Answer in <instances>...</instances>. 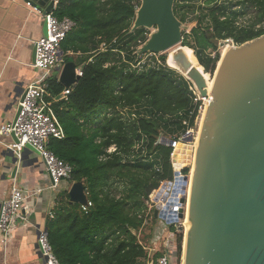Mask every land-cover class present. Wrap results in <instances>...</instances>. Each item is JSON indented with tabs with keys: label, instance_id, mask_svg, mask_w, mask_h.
Segmentation results:
<instances>
[{
	"label": "trees",
	"instance_id": "1",
	"mask_svg": "<svg viewBox=\"0 0 264 264\" xmlns=\"http://www.w3.org/2000/svg\"><path fill=\"white\" fill-rule=\"evenodd\" d=\"M140 3L58 0L53 11L75 23L61 50L82 76L52 105L65 137L50 139L48 149L72 167L71 183H82L91 203L83 211L67 190L59 194L46 230L60 264H136L146 257L137 233L156 220L146 203L174 173L172 149L157 141L195 129L199 118L202 101L188 74L168 67L165 55L150 63H143L149 54L137 57L148 40L146 29L131 31ZM173 14L182 25L194 23L191 41L182 32L181 46L205 77L220 59L219 42L239 46L264 34V0H175ZM47 83L52 97L64 90L56 77ZM175 229L172 264L181 254Z\"/></svg>",
	"mask_w": 264,
	"mask_h": 264
},
{
	"label": "water",
	"instance_id": "2",
	"mask_svg": "<svg viewBox=\"0 0 264 264\" xmlns=\"http://www.w3.org/2000/svg\"><path fill=\"white\" fill-rule=\"evenodd\" d=\"M22 1L43 14H52L58 2ZM174 1L140 0L131 31L156 28V32L138 57L162 54L181 43ZM45 29L44 24L43 35ZM221 46L227 49L216 65L209 94L204 73L191 70L185 53L172 58L182 70H191L183 76L202 100L209 95V101L201 117L190 177L180 176L174 167L172 181L163 182L154 194L153 202L165 207L159 211L156 205L153 218L168 226L177 224L183 233L182 264H264V34L239 46L228 40ZM58 72L65 90L80 78L73 62ZM162 144L168 146V141ZM25 150L36 154L29 146ZM68 196L70 203L87 204L82 183H73ZM185 215L184 229L178 222Z\"/></svg>",
	"mask_w": 264,
	"mask_h": 264
},
{
	"label": "built area",
	"instance_id": "3",
	"mask_svg": "<svg viewBox=\"0 0 264 264\" xmlns=\"http://www.w3.org/2000/svg\"><path fill=\"white\" fill-rule=\"evenodd\" d=\"M55 3L57 4V2ZM25 5L32 13L41 15L45 24V35L33 43L34 61L31 64L32 68L41 71L43 75L41 78L31 82L23 89L20 97L17 99L13 119L0 126V136H6L13 139L11 143L4 144V147L6 150L12 152L18 159L21 158V154L25 151L26 146L31 147L36 152V155L39 157L40 162L45 169L50 181V188L58 189L61 184H65L68 191L73 184L70 181L72 167L56 157L48 149V143L50 139L62 140L65 137L64 130L52 109V105L69 95L71 89H64L58 97H52L48 92L47 80L50 78V74L53 70H61L65 64L64 61H62V56L64 55L61 50V45L67 34L75 26V23L68 18L58 20L53 16V13L43 14L41 10L31 6L30 3H25ZM230 43L232 44L231 41ZM76 75L79 77L82 76L80 69L76 68ZM194 90L196 91L195 88ZM198 99L203 101L199 97V94ZM201 109L202 105L199 109V115ZM192 135L193 129L172 140H168L164 137L158 139L157 143H162L164 139L167 140L168 147L172 149L170 160L173 171L175 166L173 164L172 156L176 148L180 145L189 147L191 156L188 163L192 167L191 164L195 149L194 144L197 141V138L194 139ZM190 138L191 140L192 138L195 140L193 144L190 142ZM114 150L115 149L111 147L108 149V152L110 153ZM178 168L177 171L179 170L180 176L190 177L189 172L188 175H184L182 174L184 169L182 167ZM187 193L188 188L186 195ZM154 194L152 193L150 195L149 201L146 203L148 207L147 213L153 214L156 205L160 206L159 211H162L165 207L163 203L153 202ZM25 196L26 194L23 189L13 185L8 198L0 203V242L3 245H6L9 241L11 233L16 226L27 220L29 211L23 204ZM178 197H181V195ZM90 206L91 203L87 199V204L81 206V208L85 211ZM168 213H170L169 210ZM166 226L167 225L164 221L159 220L157 230H155L154 233H151V238L153 239L151 245L153 247L150 249L147 245H143L145 251L153 250V252H155V256L150 264H172L170 246L173 243L175 236L172 232L166 235ZM36 246L44 264H60L53 254L46 230H38ZM156 246L158 247L156 248Z\"/></svg>",
	"mask_w": 264,
	"mask_h": 264
},
{
	"label": "crops",
	"instance_id": "4",
	"mask_svg": "<svg viewBox=\"0 0 264 264\" xmlns=\"http://www.w3.org/2000/svg\"><path fill=\"white\" fill-rule=\"evenodd\" d=\"M43 25L41 15L32 13L24 1L0 0V126L13 119L23 89L43 75L31 66L33 43L43 36ZM58 76L57 70L50 74L57 79ZM12 140L0 136V203L8 198L13 185L18 186L26 194L23 204L29 215L26 222L12 231L6 245L0 242V264H44L36 246L37 233L47 229L58 196L67 187L61 184L58 189L50 188L49 178L35 153L25 150L18 159L5 149L4 144ZM147 225L137 236H142L144 245L151 249L153 239L151 236L145 239L149 234ZM154 256L153 250H146V257L136 264H150Z\"/></svg>",
	"mask_w": 264,
	"mask_h": 264
},
{
	"label": "rangeland",
	"instance_id": "5",
	"mask_svg": "<svg viewBox=\"0 0 264 264\" xmlns=\"http://www.w3.org/2000/svg\"><path fill=\"white\" fill-rule=\"evenodd\" d=\"M192 16L191 15H189L188 16V18H191ZM193 26H194V23L193 22H190V23H188V24H181V38H182V32H184L186 35H187V40L188 41H191V39H192V36H191V29L193 28ZM147 31H148V39H149V37H150V35H152L153 33H155L156 32V28H150V29H146ZM181 43H182V40H181ZM181 43L179 44V45H177V46H175L174 48H172V49H170V50H168L167 52H164V53H162V54H157V55H153V56H151L152 54H149L147 57H143L144 58V60H143V63L144 62H151L152 60V57L154 58V59H157L160 55H165V57L167 58L168 57V55L170 54V53H172V51L175 49H178V48H181L182 46H181ZM143 46V45H142ZM142 46H140L138 49H137V51H136V55H137V57H138V53H139V50L141 49V47ZM226 49V47H222L221 46V42H219L218 43V45H217V52L219 53V57H221V55H222V52H223V50H225ZM145 55H147V54H145ZM145 55H142V56H145ZM62 58H63V60L62 61H64V56H62ZM167 62V61H166ZM167 64V63H166ZM167 66H168V64H167ZM168 67H170V66H168ZM171 68V67H170ZM173 69V68H172ZM192 70V69H191ZM178 72H180V71H178ZM191 72V71H190ZM189 72V73H190ZM181 73V72H180ZM182 75H183V73H181ZM189 75V74H188ZM208 77H205V79H206V90H207V92H208V90H209V85H210V83H211V79H212V75H207ZM186 78V77H185ZM188 80V79H187ZM189 81V80H188ZM191 82V81H190ZM192 83V82H191ZM192 85H194V84H192ZM209 98V95H208V97L206 98V99H208ZM202 103L204 104V101H202ZM202 104V105H203ZM203 107V106H202ZM201 112H202V109H201V111H200V114H201ZM200 118H201V116L199 115V118L197 119V121H196V126H195V129H193V138L194 139H196L197 138V134H198V130H199V121H200ZM193 138H192V140H191V138H190V142L193 144L194 143V141L195 140H193ZM194 146H195V144H194ZM191 164V163H190ZM192 165V164H191ZM183 169H188L189 170V173H190V170H191V166L189 165V163H187L186 165H184L183 167H182ZM188 173V174H189ZM187 174V175H188ZM158 190H156L155 192H153V194L154 193H156ZM88 199V198H87ZM184 220H179V224H181L182 222H183ZM145 224H149L148 225V227L146 228V229H151V233H154V231L155 230H157V226L159 225V220H154V221H152L151 219H149ZM175 227H176V229L175 228H173V225H167L166 226V229H165V232H166V235H168L169 233H171V232H173V230L175 229L176 230V232L177 233H181L179 230H178V226H177V224H175ZM182 234V242H183V233H181ZM142 237V236H141ZM141 237H139V240L141 241V242H143V243H145V240H142L141 239ZM175 242V237H174V240H173V243ZM182 242H181V244H182ZM183 245V244H182ZM181 258H182V252H181V254L178 256V258H177V260H176V262H175V264H182V262H181ZM172 262V261H171Z\"/></svg>",
	"mask_w": 264,
	"mask_h": 264
},
{
	"label": "bare ground",
	"instance_id": "6",
	"mask_svg": "<svg viewBox=\"0 0 264 264\" xmlns=\"http://www.w3.org/2000/svg\"><path fill=\"white\" fill-rule=\"evenodd\" d=\"M226 49H227V47H226ZM226 49L223 50L222 54L226 51ZM177 53H185V55H186V52H185L184 49H181V48H178V49H176V50L174 49V50L172 51V53H170V54L168 55V57H167V63H168V65H169L171 68H176V69H178V70L181 71L183 74H189V72L191 71L190 69H188V70H186V71H185V70H182L181 67H179V66L177 65V63H176V64L173 63L172 58H173V56H174L175 54H177ZM186 57H187V55H186ZM191 69H192V68H191ZM211 84H212V82H211L210 85H209L208 94H209V91H210V88H211ZM203 101H204V104L202 105V106H203V107H202V112H201V114H200L201 117L203 116V112H204V109H205L206 105L208 104L209 98H208V99H204ZM200 122H201V118H200L199 124H200ZM199 126H200V125H199ZM197 135H198V134H197ZM196 140H197V139H196ZM195 146H196V143H195ZM195 146H194V148H195ZM190 156H191V151H190L189 147H188V146H184V145H180L179 147L176 148V150L174 151L173 156H172V160H173V164H174V166H175L176 168H178V167H183L184 165H186V164L188 163V161H189V159H190ZM177 189H179V187H178ZM179 199H180V197L177 199L176 202H179ZM182 225H183V228H184V229H185L186 226H187L186 215H185V219H184V221L182 222Z\"/></svg>",
	"mask_w": 264,
	"mask_h": 264
}]
</instances>
